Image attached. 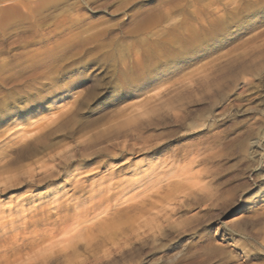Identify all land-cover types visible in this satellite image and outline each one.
Segmentation results:
<instances>
[{
  "label": "rangeland",
  "instance_id": "1",
  "mask_svg": "<svg viewBox=\"0 0 264 264\" xmlns=\"http://www.w3.org/2000/svg\"><path fill=\"white\" fill-rule=\"evenodd\" d=\"M206 2L0 0V218L51 213L66 193L67 207L88 200V190L111 177L104 196L123 191L129 200L107 207L119 218L113 233L158 230L132 236L102 264H264L261 0H247V26L229 32L210 60L121 97L118 106L103 99L131 58L148 54L159 68L176 59L165 46L177 36L227 18L221 0ZM65 69L77 73L70 83L83 86L57 85ZM190 152L203 164L194 181L180 182L173 168ZM78 247L77 258L68 249L48 264H80L86 254ZM14 260L0 264H39Z\"/></svg>",
  "mask_w": 264,
  "mask_h": 264
},
{
  "label": "bare ground",
  "instance_id": "2",
  "mask_svg": "<svg viewBox=\"0 0 264 264\" xmlns=\"http://www.w3.org/2000/svg\"><path fill=\"white\" fill-rule=\"evenodd\" d=\"M195 154L190 152L177 160L176 169L173 168V173L180 182H192L196 179V176L193 177V171L200 166L199 157L201 156ZM59 158V162H61L60 160L69 161L64 156ZM40 168H44L46 173L54 166ZM174 170L176 171L174 172ZM152 173L155 174L153 171ZM78 176L73 177L76 184L80 183ZM106 178H108L106 181L102 178L103 184H98L97 188L91 187L92 189L88 190L92 194L91 196L89 194L88 200H80L67 207L70 198L66 193L56 199L51 213L49 210L48 213L45 210L47 214L40 212V215L34 213L23 215L24 213L21 212L15 216L0 218V259L13 257L15 258L14 263L37 261L39 264H48L57 252L68 249L71 250V259H75L76 256H79L80 247L78 244L81 243L86 256H81L80 264H102L111 261L115 254L120 253L132 236L139 238L148 236L147 234H151V232L155 234L158 230L157 224V226L147 227V230L141 231L140 228H137L128 232L120 231L119 234L113 233L114 226L118 223L116 220L119 218L108 214L110 212H108L107 207L109 204H112L111 207H119L129 200L124 201L122 199L126 195L123 191L118 196H104L113 186L111 185V177ZM154 178H156L155 175ZM164 178L166 177L164 176ZM149 183H153V181L150 180ZM103 185L106 186L103 187ZM104 205V209L101 210ZM64 206L67 211L73 209V213L66 212L64 215H60L59 211H63ZM151 219L153 220V218ZM121 236H125V238L122 240Z\"/></svg>",
  "mask_w": 264,
  "mask_h": 264
},
{
  "label": "snow or ice",
  "instance_id": "3",
  "mask_svg": "<svg viewBox=\"0 0 264 264\" xmlns=\"http://www.w3.org/2000/svg\"><path fill=\"white\" fill-rule=\"evenodd\" d=\"M157 2L158 0H149L145 7H153ZM211 3H215V0H207L204 7H208ZM177 6L184 7L185 3H178ZM250 6L247 0H221L218 8L224 11L227 18L220 20L217 17L215 25H200L197 22L195 28L177 36L165 46L176 59L169 60L167 64H162L159 68H151L152 62L148 54L139 58H131L125 67L118 70L112 88L104 94L103 99L107 100L105 106H118L122 102L121 97L136 98L135 94L149 90L165 76L177 74L183 71L185 66L191 67L193 64L210 60L224 46L229 32L238 25L242 28L247 26L243 9ZM261 7H264V0H261ZM231 9H236V11L231 12ZM76 75L75 71L65 69L64 74L55 83L57 85L69 83L68 90L76 91L83 86L70 83ZM2 127L3 124L0 123V128ZM183 142L187 143V141ZM173 146L169 145V148ZM221 264H235V262L229 259L222 261Z\"/></svg>",
  "mask_w": 264,
  "mask_h": 264
}]
</instances>
